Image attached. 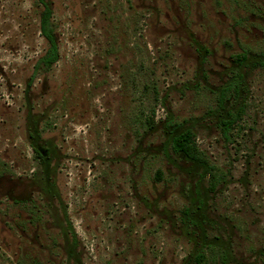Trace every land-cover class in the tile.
Returning <instances> with one entry per match:
<instances>
[{
    "label": "rangeland",
    "instance_id": "obj_1",
    "mask_svg": "<svg viewBox=\"0 0 264 264\" xmlns=\"http://www.w3.org/2000/svg\"><path fill=\"white\" fill-rule=\"evenodd\" d=\"M46 2L51 66L0 0V264H264V0Z\"/></svg>",
    "mask_w": 264,
    "mask_h": 264
},
{
    "label": "trees",
    "instance_id": "obj_2",
    "mask_svg": "<svg viewBox=\"0 0 264 264\" xmlns=\"http://www.w3.org/2000/svg\"><path fill=\"white\" fill-rule=\"evenodd\" d=\"M40 1L45 6V11L41 19V33L49 44V50L47 54L42 58L41 63L45 66H51L58 60V44L54 35V30L51 22L52 11L49 8V5L47 4L46 0ZM244 59V56L240 58L241 61H243ZM234 121L235 120H233V122ZM171 144V147L174 152L182 156L186 161L193 163L195 166H207V173L211 175L212 168H208L207 161L200 153L195 135L192 131L188 130L175 135L172 138ZM35 151L40 157H45L44 152L46 153V151H44L42 148L36 147ZM211 178L212 180H214V176H211ZM211 184L214 185V182H211ZM196 258L198 261H203L205 256L202 252H198Z\"/></svg>",
    "mask_w": 264,
    "mask_h": 264
}]
</instances>
